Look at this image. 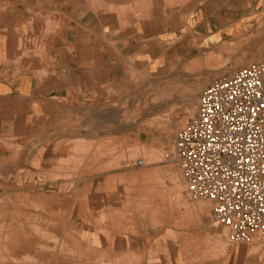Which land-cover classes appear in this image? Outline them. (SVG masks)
Instances as JSON below:
<instances>
[{"label": "crops", "instance_id": "obj_1", "mask_svg": "<svg viewBox=\"0 0 264 264\" xmlns=\"http://www.w3.org/2000/svg\"><path fill=\"white\" fill-rule=\"evenodd\" d=\"M195 2L217 6L223 24L242 23L236 37L261 39L237 54L264 56V0ZM79 3L73 10L70 0H0V264H149L148 214L126 196L144 192L149 177L86 174L80 167L70 174L64 167L70 158L59 157L86 142V100L101 86L90 79L101 67L83 62L86 40L103 34L90 27L93 16L80 14ZM160 17L148 12L145 21H166ZM54 22L58 28L46 32ZM29 39L36 45L27 51ZM38 50L44 59L34 56ZM41 231L44 240L34 234ZM55 238L67 254L49 249ZM37 248L45 254L39 257ZM225 262L264 264V254L238 248L210 264Z\"/></svg>", "mask_w": 264, "mask_h": 264}, {"label": "rangeland", "instance_id": "obj_2", "mask_svg": "<svg viewBox=\"0 0 264 264\" xmlns=\"http://www.w3.org/2000/svg\"><path fill=\"white\" fill-rule=\"evenodd\" d=\"M89 4V10L100 5L101 14L108 8L120 15L118 20L113 19V31L106 26L101 39L86 40L83 63L87 68L101 67L100 76L96 71L90 77L96 83L101 80V86L96 88L94 99L86 100V142L59 154L61 160L70 158L65 169L70 174L80 167L86 174L149 177L144 192L131 191L126 195L129 206L143 208L148 214L149 264H160L161 259L165 264H210L238 248L251 252L250 255L264 254V246L259 244L230 243L226 230L210 219L211 204L191 200L176 166L162 158L178 131L196 114L195 110L189 116L187 108L196 105L200 91L213 78L264 62V56L237 54L240 46L249 50L259 45L261 39H234L233 34L229 37L223 29L237 25V33L240 25L223 24L221 17L215 15L217 6H197L195 0H90ZM148 12L165 17L166 21L147 23ZM207 12L210 14L205 17ZM57 25L46 24V32L55 30ZM212 37L218 39L207 44ZM220 37H226V41H220ZM33 41L36 43L33 39L25 40L22 47L32 50ZM34 56L45 58L43 54ZM90 133L96 142L88 140ZM157 147L159 158L146 155ZM137 160H143L145 166L136 167ZM177 202L187 203L190 211L181 204L178 207ZM198 204L205 205L207 210L199 214ZM39 234L36 237L40 238ZM254 237L264 244V234ZM96 263L102 262L92 264Z\"/></svg>", "mask_w": 264, "mask_h": 264}, {"label": "built area", "instance_id": "obj_3", "mask_svg": "<svg viewBox=\"0 0 264 264\" xmlns=\"http://www.w3.org/2000/svg\"><path fill=\"white\" fill-rule=\"evenodd\" d=\"M197 101L164 161L191 200L211 204L210 219L230 243L249 244L264 234V62L213 78Z\"/></svg>", "mask_w": 264, "mask_h": 264}, {"label": "bare ground", "instance_id": "obj_4", "mask_svg": "<svg viewBox=\"0 0 264 264\" xmlns=\"http://www.w3.org/2000/svg\"><path fill=\"white\" fill-rule=\"evenodd\" d=\"M72 3H71V6H72V8H73V10L75 9V8H77L78 7V3L79 2H77V0H70ZM25 2V1H24ZM82 2V4L81 3H79V5H81L80 6V8H81V12H80V14H87L86 16H88V14H91L92 16H93V22H92V24H91V26L90 27H92L93 29H95L96 31H99L100 33H102L103 31H104V29L106 28V26H108L109 27V30H111V31H113V19H116V20H118V17H119V13H117V12H114V10H112V9H108V8H106V10L104 11V14H101V10L100 9H102V6H100V5H94L93 7H92V9L94 10V11H92V10H89L87 7H91V4H89V2H90V0H82L81 1ZM251 2V1H250ZM84 4V5H83ZM236 4V3H235ZM253 4V3H252ZM234 9V8H233ZM97 10H99L98 12H97ZM28 11V10H27ZM220 13V12H219ZM115 14H117V15H115ZM204 14V13H203ZM236 14V13H235ZM247 15V14H246ZM248 16V15H247ZM86 22V21H85ZM247 22V21H246ZM237 24H239L240 26L242 25V23H240V22H237ZM247 25V24H246ZM247 27H249V26H247ZM237 28V25H235V27H232V28H229V30H226V29H224V31H225V33L226 34H228V36H229V34H233V36H232V38L234 37V39H235V37H236V35L235 34H237L238 33V31H237V33H234V32H236L235 31V29ZM251 28V27H250ZM190 29H191V27H190ZM91 30V29H90ZM79 33V32H78ZM76 35V34H75ZM84 36V35H83ZM11 37V36H10ZM77 37V36H76ZM86 37V36H85ZM230 37V36H229ZM223 38V40L224 41H226V37H220L219 39H220V41H222L221 39ZM10 39V38H9ZM218 38H216V37H212L211 39H208L207 41H206V43L207 44H213L216 40H217ZM6 40H8L7 38H6ZM77 41V40H76ZM8 42V41H7ZM218 42V41H217ZM9 43V42H8ZM33 43V45H36V43L33 41L32 42ZM9 46V45H8ZM10 47V46H9ZM74 47V46H73ZM37 48V47H36ZM41 48V47H40ZM55 52V51H54ZM81 52V51H80ZM37 54H41V51H37L36 52ZM191 100V99H190ZM189 103V102H188ZM197 104H198V101H197V103H196V105L194 104V105H192L191 107H188L187 108V112H188V115L189 116H193L194 115V112H195V110L197 109ZM106 114V113H105ZM179 122V121H178ZM180 122H181V120H180ZM177 125H179V123H177L176 122V128L178 127ZM180 125H181V123H180ZM171 132H174V129H172L171 130ZM158 149H160V147H157V148H155V149H153V151H152V154H146V155H148L149 157H153V158H159L160 157V154L161 153H159L160 151L158 150ZM162 149V148H161ZM135 150V149H134ZM138 154V153H137ZM135 158V157H134ZM162 158H163V155H162ZM150 159V158H149ZM164 159V158H163ZM132 160V159H131ZM150 162H151V160H150ZM155 163V162H154ZM148 164V163H147ZM144 166H145V163H144ZM177 168V167H176ZM172 175H174V173H172ZM142 176V175H141ZM175 176V175H174ZM157 179V178H156ZM182 179V178H181ZM179 198V197H178ZM171 203H173V202H171ZM176 204V203H175ZM177 204H178V202H177ZM181 204V205H180ZM187 204V203H186ZM186 204H185V202H183V203H179L178 204V207H179V205L180 206H182V208H185V210L187 211V212H189L190 211V209H188L187 207L189 206H187L186 207ZM199 205V204H198ZM203 204H201V205H199V206H197L196 208V211L200 214L201 212L203 213V212H205L206 210H207V207H205V205L204 206H202ZM207 206V205H206ZM175 207H177V205L175 206ZM199 218H200V216H199ZM63 229V228H62ZM44 232V231H43ZM226 232H227V230H226ZM48 233V232H47ZM217 233H219V232H217ZM222 233V232H221ZM225 233V232H224ZM35 234V233H34ZM39 234V233H38ZM38 234H36L35 236H37ZM46 234V233H45ZM221 235V234H220ZM220 235H218V236H220ZM39 236H40V239H42L43 240V238H46V236L44 235V234H42V231H41V234H39ZM48 237H49V235H48ZM214 238V237H213ZM221 238V237H220ZM219 238V239H220ZM49 239V238H48ZM222 239V238H221ZM215 240V239H214ZM218 241V240H217ZM220 242H222V241H220ZM58 242H57V240H56V238H55V241H54V247H51V248H49V249H52V250H54V253L55 254H58V255H62L63 254V252H64V250L63 249H61V243H59V244H57ZM217 243V242H216ZM260 243H262V242H260V239H257L256 237H254V238H251V241H250V243L249 244H253V245H255V244H259V245H261ZM60 245V247L58 248V246ZM217 246H218V244H217ZM39 247V246H38ZM43 247H45V246H43ZM41 248V247H40ZM62 248H65V247H62ZM112 247L110 246V249H111ZM66 249V248H65ZM62 250H63V252H62ZM37 253H41V255H42V249H39V248H37ZM50 251V250H49ZM66 251V250H65ZM67 252V251H66ZM253 252V251H252ZM32 253V255H34L33 253L34 252H31ZM65 253V252H64ZM249 253H251V252H248L247 253V255L249 254ZM36 254V253H35ZM43 254H45V253H43ZM39 257H40V255H38ZM133 256V255H132ZM25 259V258H24ZM27 259V258H26ZM36 260V259H35ZM39 261V260H38ZM95 263V262H94ZM100 263V262H99ZM113 263V262H112ZM115 264H116V262H114ZM96 264H98V263H96ZM101 264H107V262H102ZM110 264V263H109Z\"/></svg>", "mask_w": 264, "mask_h": 264}]
</instances>
